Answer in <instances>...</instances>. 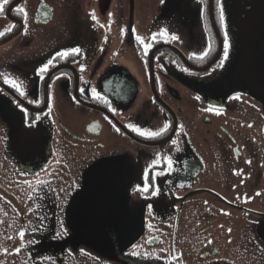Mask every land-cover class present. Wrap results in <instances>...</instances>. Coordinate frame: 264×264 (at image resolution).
I'll use <instances>...</instances> for the list:
<instances>
[{
    "label": "flooded vegetation",
    "instance_id": "flooded-vegetation-1",
    "mask_svg": "<svg viewBox=\"0 0 264 264\" xmlns=\"http://www.w3.org/2000/svg\"><path fill=\"white\" fill-rule=\"evenodd\" d=\"M0 32V264H264V0H9Z\"/></svg>",
    "mask_w": 264,
    "mask_h": 264
},
{
    "label": "snow or ice",
    "instance_id": "snow-or-ice-1",
    "mask_svg": "<svg viewBox=\"0 0 264 264\" xmlns=\"http://www.w3.org/2000/svg\"><path fill=\"white\" fill-rule=\"evenodd\" d=\"M8 3H9V0H0V13H2L4 11L5 6ZM20 11L23 12L24 10L21 9ZM25 18H26V13H25ZM93 19H95V15L94 14H93ZM223 20H224L223 8L221 7V21L223 22ZM10 30L11 29H6V31H10ZM3 34H4L3 32H0V35H3ZM160 35L161 36H167L168 35L167 30H162L161 33H160ZM137 39L144 45L145 50H147L148 48L151 47V44L145 43L142 38L137 37ZM153 39H155V35L153 36ZM171 39L175 40V39H178V37L173 35V36H171ZM229 47H230V45H229V41H228L227 32H225L224 59H227V57H228V49H229ZM70 51H71L72 54H79L80 49H78V48L77 49H71ZM69 54L70 53L67 52V51L66 52H59V53H57V56L67 57ZM48 63L49 64H52V61L50 60ZM222 63H223V61H221V64ZM47 67H48V65H45L44 67H42L39 70L40 73L43 74L47 70ZM5 82L8 83V84H10L13 88H15L21 95L24 94L23 91L21 90V85L18 82L14 81V80H11V79H9L7 77H5ZM93 91H95V90H93ZM130 127H132V126H130ZM166 127L167 126H165V128ZM133 130L136 131L140 135H145V136H150V137L158 136V135L161 134L162 131H164V129H162L161 132H149L147 130L141 131L139 128H133ZM169 166H171V161H169ZM143 190L144 191H147L148 190L147 184L145 185V187H144ZM23 235H24V233L21 232L20 233L21 238H23ZM16 251L18 253L19 252V249H17ZM133 254L135 255L136 253H133Z\"/></svg>",
    "mask_w": 264,
    "mask_h": 264
},
{
    "label": "rangeland",
    "instance_id": "rangeland-1",
    "mask_svg": "<svg viewBox=\"0 0 264 264\" xmlns=\"http://www.w3.org/2000/svg\"><path fill=\"white\" fill-rule=\"evenodd\" d=\"M3 203V202H2ZM2 205H4V204H2ZM6 207H4L3 209H5ZM2 209V210H3ZM1 215V214H0ZM2 219H4V215H1V221H2ZM7 219V217L4 219V221Z\"/></svg>",
    "mask_w": 264,
    "mask_h": 264
}]
</instances>
